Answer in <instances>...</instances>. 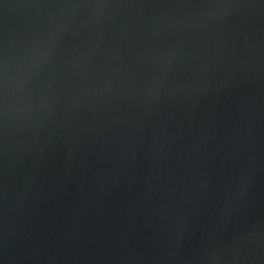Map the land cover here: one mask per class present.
I'll list each match as a JSON object with an SVG mask.
<instances>
[{
  "label": "water",
  "instance_id": "water-1",
  "mask_svg": "<svg viewBox=\"0 0 264 264\" xmlns=\"http://www.w3.org/2000/svg\"><path fill=\"white\" fill-rule=\"evenodd\" d=\"M0 264H264V0H0Z\"/></svg>",
  "mask_w": 264,
  "mask_h": 264
}]
</instances>
